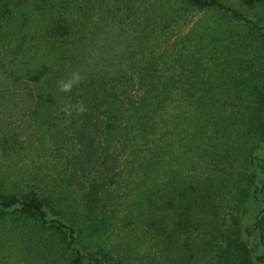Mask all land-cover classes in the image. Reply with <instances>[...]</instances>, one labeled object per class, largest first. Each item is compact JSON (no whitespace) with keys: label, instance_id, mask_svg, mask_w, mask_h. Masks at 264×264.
<instances>
[{"label":"trees","instance_id":"16d2710c","mask_svg":"<svg viewBox=\"0 0 264 264\" xmlns=\"http://www.w3.org/2000/svg\"><path fill=\"white\" fill-rule=\"evenodd\" d=\"M162 1L165 29L192 11L207 18L173 54L88 77L56 139L76 149L80 197L66 208L36 191L0 194V218L15 210L47 264H264V0ZM127 3L121 10L137 9ZM90 5L0 0L1 106L46 110L33 82L46 76L41 59L68 43L73 15ZM29 38L37 44L24 50ZM125 174L139 181L126 183L133 199L111 207L107 186ZM125 210L136 227L124 252L113 228Z\"/></svg>","mask_w":264,"mask_h":264},{"label":"rangeland","instance_id":"374dc122","mask_svg":"<svg viewBox=\"0 0 264 264\" xmlns=\"http://www.w3.org/2000/svg\"><path fill=\"white\" fill-rule=\"evenodd\" d=\"M90 1L85 13L73 15L72 37L68 43L62 45L56 54L52 52L50 57L41 59V63L46 65V76L39 82H33L36 84L35 98L46 110L38 109L35 117L32 114L29 117L22 116V112L11 113L6 105H0V194L21 196L36 191L70 208L74 198L80 197L77 190L81 189V184H87V180L78 168L71 166V151L76 149L66 148V142L57 145L56 139L60 138L58 136L66 124L64 119L72 118L81 106L83 93L79 92L88 87V77H99L110 69L120 68L125 70L123 74H129L132 65L142 61L150 63L173 54L192 29L207 18L204 13L192 11L184 22L179 25L171 23L165 29L169 22L162 0L154 3L152 0L153 4L147 7L143 6L144 0H135L137 9L131 12L121 10L128 4L127 0H106V7H102L98 0ZM27 43L24 50L37 44L30 38ZM108 61L111 63L109 66ZM103 64L106 67L102 69ZM33 73L32 70L29 74L31 79L35 78ZM73 73H78L81 79L73 84L70 91L62 92L61 82H68ZM42 81H46L45 85L41 84ZM76 94L78 101L74 103L71 96ZM172 169L180 170L176 165ZM184 173L193 174L186 168ZM131 181L125 174L122 180L108 184L107 187L112 189V203H115H111V207L114 205L115 208L120 201L124 204L132 201L133 197L126 194V183L136 188L139 181ZM15 213V210H10L4 214L5 218H0V264H47L38 255L40 249H32L33 244L36 245L35 239L23 234L22 223ZM126 213L127 210L121 212L123 219L116 220L118 224L113 228L114 240L123 243L120 251L124 252L125 243L130 238L129 229L136 227L126 220ZM144 252L145 248L140 254ZM131 262L141 264L136 260Z\"/></svg>","mask_w":264,"mask_h":264},{"label":"clouds","instance_id":"9594fccd","mask_svg":"<svg viewBox=\"0 0 264 264\" xmlns=\"http://www.w3.org/2000/svg\"><path fill=\"white\" fill-rule=\"evenodd\" d=\"M80 79L81 77L78 73H73L71 79H69L68 82H61L60 90L62 92L70 91L73 84L78 83Z\"/></svg>","mask_w":264,"mask_h":264}]
</instances>
